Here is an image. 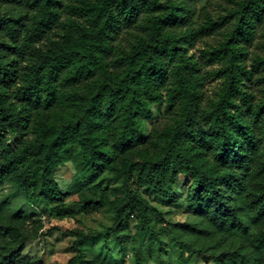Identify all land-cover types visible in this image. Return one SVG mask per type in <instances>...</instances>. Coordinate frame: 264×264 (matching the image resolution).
Returning a JSON list of instances; mask_svg holds the SVG:
<instances>
[{
	"label": "rangeland",
	"instance_id": "1",
	"mask_svg": "<svg viewBox=\"0 0 264 264\" xmlns=\"http://www.w3.org/2000/svg\"><path fill=\"white\" fill-rule=\"evenodd\" d=\"M158 1L171 4L176 12L184 15L185 18L184 21L164 29V33L176 37L178 47L176 53L164 58L168 63L160 70L159 81L161 77L164 78L161 87L166 83L170 69L175 70L171 72L172 78L177 77L179 57L186 58L192 63L193 76L190 84H194L192 90L196 103L199 105V110L205 113L204 119L208 122L209 115L220 101L225 86V77L221 73L225 62L213 53L232 37H237V46L242 52L240 64L251 73L250 78H244L242 89L250 97L254 109L264 104V69L261 66L256 70L253 66L259 58L264 57V38L258 35L261 27H264V16L260 22L254 24L252 38L245 40L237 35L238 18L244 0H196L195 9L188 7L191 0ZM97 2L99 0H62L56 10V19L49 24L45 36L37 47L46 51L49 47L55 48L57 44L71 46V43L77 40L75 29L78 26L89 27L86 8ZM112 9L115 10L114 7ZM0 12L30 17L35 11L28 5L27 0L16 2L0 0ZM159 13H147L143 10L135 25L126 26L124 22L117 23L118 31L109 32L107 45L104 48H96L95 57L98 63L94 76L80 78L76 82L66 76L71 69L70 66L63 70L58 98L50 109L36 108L35 105L18 98V86L23 81L31 57L27 51L24 54L14 55L13 51L3 48L0 44L2 47V49L0 47V61L11 62L14 59L19 61L18 76L10 81L0 80V92L5 93V104L20 113L25 123L19 131L6 124L3 127L0 125V165L18 155L30 143L49 141L54 135L55 127L61 126L62 121L76 116L77 104L85 99L96 85L103 82L113 85L124 80L123 53L128 51L138 39L146 36L147 18ZM22 40L21 37L17 43H14V38L4 30H0V43L21 45ZM176 90L177 88H173L168 92L169 109L175 107L171 102L177 95ZM156 99H158L156 96L155 99L150 98V100ZM147 111L146 108L138 110L136 119L138 120L141 113ZM183 119V112L178 111L175 115H171L170 121L165 122L159 132V142H150L152 151L144 140L126 146L121 158L118 160L113 157L112 162L106 164L103 172L93 179L86 174L85 163L84 166L77 165L81 177L66 186L60 199L51 198L46 194L39 195V191L35 194L27 192L14 182L11 174L12 177L2 180L0 193L6 189L10 191L0 198V222L18 223L21 233L27 236L19 253L23 260L21 264H66L74 255L72 249L74 236L71 231L77 229L85 233L97 232L111 226L115 214L110 204H117L123 200L126 189L132 190L143 199L148 198L147 203L154 208V211L148 214V222L153 226L156 238L157 229L154 225L166 222L171 225L179 239L175 244L165 243L163 239H159L155 246L151 243L145 244V235L148 240L156 238H151L148 232L140 229L139 215L135 211L133 216H125L124 228L116 235L109 234L99 242L87 243L85 258L94 260L95 264H134L128 235L134 236L142 245L146 264H213L212 259L215 254L239 249L241 246L239 240L229 237L223 231L215 230L205 209L194 208L189 204L182 209L177 203L180 199L178 194L173 193V198L163 199L155 195L152 188L144 186L141 175L144 160L154 159L162 152L155 150L163 149L167 132ZM119 121L118 113L112 114L111 118L105 120L104 126L100 129V133L104 135V145L110 127L114 133H119ZM195 143L200 149L195 153V160L199 164L211 172L217 168L223 170L220 174L229 172V167L234 164L232 162L226 167L218 162L216 156L212 163L208 162L207 153L215 151L210 142L200 144L199 141H195ZM74 146L75 144H71L67 147L66 158L55 172L56 181L65 176L78 158L83 159L82 154L77 153ZM259 152L258 146L249 149L245 152V162L240 165L234 164L235 167L246 170L243 179L248 181L251 188L243 186L241 191H246L250 197H253L250 205L252 209L256 195L264 182V160L254 159ZM129 153L136 159H131ZM34 158V152L28 149L23 160L16 164L17 172L26 171ZM132 176L136 179H132ZM187 183L186 179L185 184ZM141 187L142 192L139 190ZM153 213L157 214L159 219H156ZM180 224L186 227L178 226ZM260 225H264V218L253 224V227ZM191 228L196 230L192 231ZM199 228L205 229V232L199 231ZM9 238V235H0V264L3 257L10 253ZM187 244H190L195 252H191ZM185 253H188L187 257Z\"/></svg>",
	"mask_w": 264,
	"mask_h": 264
},
{
	"label": "trees",
	"instance_id": "2",
	"mask_svg": "<svg viewBox=\"0 0 264 264\" xmlns=\"http://www.w3.org/2000/svg\"><path fill=\"white\" fill-rule=\"evenodd\" d=\"M61 1L27 0L28 5L31 8L33 7L35 11L30 17L0 12V30H4L14 38V43H17L21 37L23 39L21 45L0 43L1 46L13 51L14 55L24 54L27 51L31 57L23 81L18 86V98L31 103L33 106L35 105L36 108L50 109L54 106L58 98L63 70L68 66L71 69L66 76L76 82L80 78L96 74V64L98 63L95 57L96 48H104L107 45L106 39L109 34L118 31L119 25L117 23L124 22L126 26L135 25L143 10L147 13H160L150 15L147 18L146 36L138 39L128 51L123 53L124 80L113 85L104 82L96 85L90 94L77 104L76 116L62 121L61 126L55 127L54 135L49 141L30 143L18 155L13 156L7 163L0 165V182L12 175L14 182L27 192L35 194L39 191V195L46 194L54 199H60L64 193L57 187V181L53 177H55L57 168L63 164L67 147L71 144L78 145L84 150L81 154L85 163L86 174L91 179L102 173L107 163L112 162L114 156L108 155L106 145L103 143L104 135L100 133L105 120L111 118L112 114L118 113L120 118L119 133L117 134L118 143H122L125 148L143 141L137 128L132 126L137 124L138 110L144 109L141 97L148 95L152 87L156 86L157 81H159L162 60L176 53L178 47L176 37L170 33H164V29L185 19L184 15L177 13L175 7L171 4L160 3L158 0H99V2L86 8L85 14L88 16L89 27L78 26L75 29L77 40L72 42L71 46L65 47L57 44L55 48L49 47L46 51H43L37 45L45 36L49 24L56 19V10ZM263 16L264 0H244L238 18L237 35L245 40L252 38L254 24L260 22ZM23 46L25 49H23ZM213 54L225 62V66L221 70L222 75L225 77V86L220 101L216 104L208 119V123L217 130L206 133L201 130V139L204 140V143L209 142V139H205V137L219 141V143H210L215 148L218 162L223 165L229 162L240 165L245 162V152L233 153V146L236 142L234 140L229 141L226 138L221 139V137L224 135L223 129L232 128L234 125L237 134H239L240 130L245 128L246 125L239 123L238 117L228 115L225 110L236 109L238 105L232 101L240 99L244 103L243 112L251 114L255 121L264 118V104L254 109L250 97L242 89L244 78H250L251 73L240 64L242 52L237 46V37H232L215 50ZM179 58L180 63L176 72L177 76L180 77V81L178 82L179 88H177L176 94L184 90L183 83H190L193 76L192 63L187 61L186 58ZM12 62L15 64H12ZM18 62V59L11 62L0 61L1 81H10L18 76ZM253 66L256 70L261 66L264 69V57L259 58ZM141 88L145 91H140ZM188 96L191 101L196 102L193 90L188 93ZM150 98L155 99V96H150ZM5 101V93L0 92V125L3 127L6 124L19 131L25 126L24 117L6 105ZM100 104H103L106 108L105 119L103 120L94 111ZM187 118L184 114V119ZM181 122L174 127H178ZM174 127L166 134V142L162 152L154 159L146 158L143 162V168H148L149 171L158 168L161 160L167 156V145L170 144L171 138L176 135ZM134 133H136L135 139L133 137ZM255 147L256 145L253 144V148ZM28 149L34 152L35 158L26 168V171L18 173L16 164L23 160ZM233 156L242 159L237 163L233 160ZM191 166H198L200 170L206 173H213L205 169L195 159L192 161ZM175 175L176 173L173 171V176ZM226 176H230V172L215 175V179L219 181V186L215 187L212 195L207 197L201 195L207 189L197 181L192 187L193 202L189 205L194 208L205 209L207 214L212 211L219 213L221 216L231 215L233 209L229 205L234 197H227L226 199L223 190L232 191L233 185H236V180L240 178L231 177L230 180H226ZM142 180L145 185L152 184V181H154V184L148 187L152 188L155 193L161 191L155 187L161 182V177L156 172L153 171L152 173V181L143 176ZM169 181L171 182V178H169ZM243 186V184L236 185L241 190ZM53 192H55V195H53ZM161 195L163 196V192H161ZM173 196V193H171L164 196L163 199H170ZM198 200L206 201L203 207L196 203ZM94 205L98 206L97 203H94ZM110 205L115 214L114 223L111 226L97 232L85 233L77 229L71 231L74 236L72 242L74 255L66 264H95L94 260L85 258L87 243L89 241L99 242L107 238L109 234L116 235L119 230L124 228L125 216H133L132 214L135 211L139 215L140 229L148 232L151 238H156L153 226L148 222V214L154 211V208L137 193L126 189L124 199L117 204L111 203ZM253 210L255 214L251 217L252 225L264 218V182L253 202ZM178 226L186 227L184 224ZM213 226H215V230L223 231L227 235L223 228ZM191 230L195 231L196 228H191ZM199 231L205 232V229L199 228ZM206 232H208L207 229ZM0 235H9L10 237V253L3 257L1 264H21L23 260L19 253L27 236L21 233L18 223L0 222ZM256 235L258 239L264 240V232H257ZM235 238L240 241L238 237ZM128 242L130 243L134 264H146L142 245L134 236L130 235H128ZM187 248L191 252H195L190 244H187ZM245 252L246 250L240 246L236 250L215 254L212 262L213 264H246L243 259Z\"/></svg>",
	"mask_w": 264,
	"mask_h": 264
},
{
	"label": "clouds",
	"instance_id": "3",
	"mask_svg": "<svg viewBox=\"0 0 264 264\" xmlns=\"http://www.w3.org/2000/svg\"><path fill=\"white\" fill-rule=\"evenodd\" d=\"M196 0H191L188 7L190 9L196 8ZM258 35L261 38H264V27H261ZM180 61H177L179 63ZM167 59H163L161 67L167 65ZM175 71L170 69L168 73V79L166 83L161 87V81H157L156 86L148 92V95L141 97L142 107L146 108L148 111L141 113L138 118L137 124L132 125L137 128V131L140 135V138L144 140L146 146L152 151V144L150 142H159L160 135L159 132L162 129V126L165 122L170 121L171 115H175L176 112H183L187 119L182 120L178 127H174V132L176 133L174 138H171L170 144L166 147L167 156L161 160L158 168L149 171L148 168L141 169V175L152 181L153 171L161 177V182L159 185H155L156 188L161 191H157L155 195L167 196L171 193H176L180 196V199L177 201L182 207H187L189 203L193 202L192 198V187L199 181V183L206 188L207 190L201 193L202 196L207 197L211 196L215 187L219 186V181L215 179L216 174L222 173V169H214L213 173H206L199 169L198 166H191L192 161L195 159V153L200 151L198 145L195 141H199L200 144H204V140L201 139V130L204 132L214 131L212 125H210L205 119V113L199 110V105L195 101H191V98L188 96V93L194 87V84L183 83V91H180L176 96L174 101L175 107L169 109L168 92L173 88H179L178 82L180 77L177 76L172 78L171 72ZM62 83V82H61ZM140 91H145L141 88ZM150 96H156L158 99L150 100ZM237 104L238 107L234 110H225L228 112V115L233 117H238V122L246 125L245 128L240 130V133L237 134L235 126L232 128L223 129L224 135L221 139H228L229 141L234 140L236 142L233 146V153L244 151L248 152L249 149L253 148V144L259 147V154L254 156L256 160H264V119H257L254 121V118L251 114H245L243 112L244 103L240 99L232 101ZM94 111L97 116L102 120L105 119L104 113L106 108L103 104L98 105ZM136 133L133 134L135 139ZM210 143H219L218 140H212L208 137ZM115 145V147H113ZM207 145H205L206 147ZM75 150L77 153H83L78 145H75ZM106 148L108 150L109 156H114L118 160L121 158L122 151L125 150L122 143L117 142V134L114 133L113 129L110 127L106 136ZM155 151H162L161 149H156ZM131 159H136L135 156H132L129 153ZM216 156L215 151L207 153V159L209 163H212ZM242 158L238 156H233V160L237 163L240 162ZM231 163V162H229ZM77 165L84 166L82 157L76 160V163L70 168L68 172L65 173L63 178L57 180V187L61 191L66 190V186L69 185L73 180H79L81 173ZM228 166L227 164L225 165ZM173 171L176 175L173 176ZM230 176H226V180H230L231 177H238L240 179L236 180V185L243 184L245 187L251 188V185L248 181L243 179V176L246 173L244 168H237L233 164L229 167ZM55 178V177H53ZM171 178V182L169 181ZM132 179H136L135 176H132ZM187 179L188 183L185 184ZM131 181H129V184ZM139 183V182H138ZM152 184H146L144 186H152ZM233 185L232 191L227 189L223 190L225 198L234 197L232 203L229 205L233 212L231 215L221 216L217 212L209 211L208 216L211 219V223L218 227L223 228L229 237H238L240 239V245L243 249L246 250L244 261L246 264H264V240L258 239L256 233L264 232V225L258 227H253L251 217L255 214L254 210L250 207L251 200L253 197L248 195V192L241 191L239 187ZM141 192L143 188L139 189ZM10 190L6 189L3 193H0V198L7 195ZM163 192V196L161 195ZM55 195V192H53ZM145 201H148V198L145 197ZM205 200L196 201L201 207L204 206ZM163 210L161 209V212ZM156 219H159L157 214H152ZM157 229V238L155 240H148L147 235H145V244L151 243L153 246L158 243L159 239H163L165 243L175 244L176 240L179 239V236H176L174 230L171 228V225L168 223H160L159 225H154ZM188 253H185L187 257ZM238 259V258H233Z\"/></svg>",
	"mask_w": 264,
	"mask_h": 264
}]
</instances>
